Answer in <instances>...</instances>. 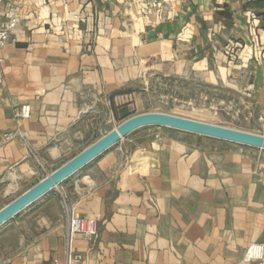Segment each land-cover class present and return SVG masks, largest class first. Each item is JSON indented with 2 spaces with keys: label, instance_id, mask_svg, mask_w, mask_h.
<instances>
[{
  "label": "crops",
  "instance_id": "obj_1",
  "mask_svg": "<svg viewBox=\"0 0 264 264\" xmlns=\"http://www.w3.org/2000/svg\"><path fill=\"white\" fill-rule=\"evenodd\" d=\"M6 14L18 25L0 50V183L111 130L148 71L241 72L264 107V0H0ZM219 149L120 139L3 224L20 217L0 264H64L71 215L95 231L75 236L76 264H258L243 256L264 242V163Z\"/></svg>",
  "mask_w": 264,
  "mask_h": 264
},
{
  "label": "rangeland",
  "instance_id": "obj_2",
  "mask_svg": "<svg viewBox=\"0 0 264 264\" xmlns=\"http://www.w3.org/2000/svg\"><path fill=\"white\" fill-rule=\"evenodd\" d=\"M246 77L247 74H241V72H237V76H233L230 71L216 75L190 70H186L184 75L148 71L142 76V81L138 84L130 111L123 110L121 119L111 124L109 129L136 114L165 112L264 135V107L256 102L255 91L248 92L240 89ZM233 80L238 81L236 83L237 89L234 87L235 82ZM181 132L184 131L165 126H147L129 133L121 140L123 142L134 140L136 144H142L153 140L155 137L176 135L195 147L218 148V152L219 148L224 147L243 148L249 150L251 164L264 163L257 158V154L264 156V149L260 150L248 145L203 137L194 133L183 135ZM92 141L95 139L89 140L87 143ZM37 165L38 170L33 178L8 179L0 183V208L57 167L56 164L44 162H39ZM260 168L263 170L264 166ZM53 190L58 192L60 186H55ZM65 201H67V197L62 195V210ZM19 218L17 216L10 223H6L5 227L3 225L0 228V235L6 228L18 225ZM15 241L13 235H8L2 242L13 244Z\"/></svg>",
  "mask_w": 264,
  "mask_h": 264
},
{
  "label": "water",
  "instance_id": "obj_3",
  "mask_svg": "<svg viewBox=\"0 0 264 264\" xmlns=\"http://www.w3.org/2000/svg\"><path fill=\"white\" fill-rule=\"evenodd\" d=\"M147 126H165L264 149V135L165 112H145L122 120L78 154L61 164L0 208V226L92 162L129 133Z\"/></svg>",
  "mask_w": 264,
  "mask_h": 264
},
{
  "label": "built area",
  "instance_id": "obj_4",
  "mask_svg": "<svg viewBox=\"0 0 264 264\" xmlns=\"http://www.w3.org/2000/svg\"><path fill=\"white\" fill-rule=\"evenodd\" d=\"M157 5V2H153ZM18 25V19L14 14L0 15V50L9 41L12 40V34ZM3 58L0 56V65ZM16 117H28L29 106L27 104L21 105L19 108L14 109ZM35 157V156H34ZM93 221L89 219L80 218L77 216H70L67 226L66 235V253L64 264H76L81 256L75 252L73 247V240L76 235H91L94 234ZM243 260H255L258 264H264V242L250 244L244 253Z\"/></svg>",
  "mask_w": 264,
  "mask_h": 264
}]
</instances>
